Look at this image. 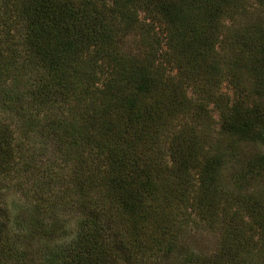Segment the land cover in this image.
Instances as JSON below:
<instances>
[{"label":"trees","instance_id":"1","mask_svg":"<svg viewBox=\"0 0 264 264\" xmlns=\"http://www.w3.org/2000/svg\"><path fill=\"white\" fill-rule=\"evenodd\" d=\"M260 145L264 0H0V264H264Z\"/></svg>","mask_w":264,"mask_h":264},{"label":"rangeland","instance_id":"2","mask_svg":"<svg viewBox=\"0 0 264 264\" xmlns=\"http://www.w3.org/2000/svg\"><path fill=\"white\" fill-rule=\"evenodd\" d=\"M259 149L264 152V145H260ZM11 204L15 205V210L19 214V216L24 215V211L27 209L29 202L27 197L21 196V194H9ZM28 202V205H27ZM69 217V216H68ZM27 223V222H26ZM26 223L23 222L22 226H26ZM35 233V232H34ZM18 239L21 241L23 246H26V254L20 260L21 262L16 264H46V236H42V234H37L34 237L32 236V231L30 233L22 232L17 233ZM31 234V236H29ZM198 245L195 246L198 249L208 250L209 252L215 248L217 237L211 233H202L196 239Z\"/></svg>","mask_w":264,"mask_h":264}]
</instances>
